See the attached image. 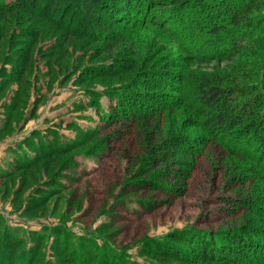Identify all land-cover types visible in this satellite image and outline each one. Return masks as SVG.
<instances>
[{
  "label": "rangeland",
  "instance_id": "obj_1",
  "mask_svg": "<svg viewBox=\"0 0 264 264\" xmlns=\"http://www.w3.org/2000/svg\"><path fill=\"white\" fill-rule=\"evenodd\" d=\"M104 1L123 21L104 33L102 26L87 31L92 38L68 36L26 11L0 14V264H18L26 253L31 257L22 264H88L86 258L98 264L103 256L115 264H204L205 246L238 250L236 258L247 252L264 257V158L256 161V145L248 149L242 140L234 154L224 152L185 111L179 93L190 82L182 81L185 75H233L234 81L252 70L248 66L260 65L254 56L264 55V0H251L254 26L242 29L241 37L218 35L222 43L209 47V63L170 44L180 62L139 77L131 90L121 88L125 74L117 72L134 51L119 52L113 40L152 44L163 53L170 47L162 29L170 26L146 25L164 11L142 0L128 9L122 0ZM206 16L185 13L178 26H211L220 19ZM179 38L191 52V38ZM262 70L256 81L241 78L239 87L258 82L264 90ZM92 91L101 95L99 107ZM119 93L127 95L123 108L131 116L168 107L158 152L139 147L134 122L107 115L115 113ZM79 141L83 150L68 147ZM63 148L69 150L58 156ZM215 257L209 264H239Z\"/></svg>",
  "mask_w": 264,
  "mask_h": 264
},
{
  "label": "trees",
  "instance_id": "obj_2",
  "mask_svg": "<svg viewBox=\"0 0 264 264\" xmlns=\"http://www.w3.org/2000/svg\"><path fill=\"white\" fill-rule=\"evenodd\" d=\"M6 1L7 0H0V14L11 15L16 12L26 11L28 15H33L39 19L52 22L57 29L65 31L68 36H76L77 33L87 36V31H98L99 26L104 27L100 32L104 33L111 29L114 23H122L120 21H123V17L119 16L121 12L116 9L115 13L112 14L110 11L112 6L109 4V1L104 0H14L8 3H6ZM138 1L140 0H122V4L123 7L128 9L129 6L131 7L132 3L135 5L136 3L139 4L140 2ZM141 2H144L146 7H157L164 11L158 16L156 14V17L151 16L152 20L149 22L146 21L147 24H141H146L148 26H164V24H166L170 26V28L164 26L162 30L168 39L171 37L170 40L172 43L169 42L168 39L166 40L164 36L165 45L170 48L162 53L160 49L154 48L152 44L135 42L130 45L127 40L118 41V39H114L112 43L116 45L119 52L122 47H126V49L129 47L134 51L133 56H131L132 60H125L121 63L120 67H118L119 72L117 73L119 74L121 72V74H125V83H127L121 87L122 89L131 90V88H129L131 85L130 83L137 81L139 77L157 76L160 70H167L171 65L176 64L178 61L180 62L181 57L177 58L174 56L175 51L173 47H177L178 50L191 55L190 58H192L193 61H204L209 63L214 59V55L208 50L209 47L214 46L217 42L222 43L216 40L219 34L224 32H226L227 35L237 33L238 36L241 37L239 33L242 29L248 28V25L251 27L254 26V24L251 23L254 14L251 0H142ZM189 5L192 6V9L188 8ZM166 8H169L168 12H165ZM143 9L140 11L144 12ZM185 13L192 16H195L197 13H204L205 16L207 13L211 14L210 17L206 16V18H208V20H213L216 17L220 18L222 26L218 24L220 19H216L212 22L211 26L203 24H194L193 27L187 28H184L183 24L178 26L179 19L183 18ZM101 17L104 18L103 25L100 23ZM65 18H68V20L70 19L71 22L64 23ZM157 19L158 21H156ZM74 24H77V26L72 29L71 27H73ZM115 26L117 25L115 24ZM256 26L258 27V25ZM259 27L258 30H260ZM262 29H264L263 26H261V30ZM179 35H186L191 38L190 41L193 47L191 52L180 42ZM89 36L92 38L90 34H88L87 37ZM105 39H108V37ZM229 43L231 47L233 44L235 45L231 39ZM170 44H173V47ZM232 48L235 52L237 51V47L233 46ZM223 54L225 55L226 53ZM254 57L258 58L256 61H260V65L254 64L253 66H248L249 69H252L250 72H239L238 75L235 76L237 78L234 80L238 85H235L233 75L224 79L222 75H216V78H212L207 74H201L199 77L188 74L183 76L182 81L184 82L186 78H190V82H184V86L182 90H179V93L181 96L183 95L181 104L182 107H185V111L190 113L191 117H194V119L196 118L198 121L201 120L200 125L202 128L210 133L211 137L214 138L213 140L221 145L224 152L234 154V144L240 145L239 141L242 140L241 142H244L243 144H245L248 149L253 148L251 145H256L257 150L255 153L257 156L253 158L256 161H261L264 158V90L261 86L255 85L258 82L253 83L250 87L244 88V90L239 87V80L241 78L255 80V78L260 76V70L264 69V55H255ZM239 65L241 64H238V66ZM108 66L109 65L106 67ZM243 68L242 66V69ZM162 74L166 73L162 72ZM262 77L264 79L263 70ZM245 89L253 91L246 94L244 92L246 91ZM90 95L93 97L92 99L95 100L92 103L97 106V101H99L98 99L101 98V95L94 91H92ZM117 95L116 107L113 109L115 113L107 115L122 120L128 118L127 120L134 122L132 123L133 127L140 136L138 140L139 147H143L144 150L148 152L153 151V154L158 152L156 147L162 143L161 138L168 129L167 119L164 114V110L168 107H163V110L160 109V111H154L148 114L142 113L143 111L141 110L142 112H134V116H131L128 112L129 110L126 112L123 108V102L125 98L127 99V95L122 93ZM133 105V107H135L137 104ZM97 107H99V105ZM138 108L139 107H136L134 111ZM136 116L139 117L135 120L134 118ZM250 116L254 117V119L248 121L252 118ZM216 133H220L222 136L217 139ZM97 138L98 131H95L93 136L88 138V141L93 144L96 143ZM84 145L82 141H79L75 144L68 145V147L72 150H83ZM230 147L232 149H229ZM67 150L69 149L63 148L62 151H59L60 153L58 156L66 155ZM176 150L179 151L178 149ZM181 151V153L187 154L184 150ZM160 152L164 153L162 149ZM151 159H154V157ZM139 162H144V160L141 159ZM153 247L155 248V246ZM206 249L207 246H205L202 254L204 264L217 262L215 256L225 263L230 259H236L235 262L239 264H246V262L251 264H264V257L257 258L256 254L250 252H247L248 254L244 253L239 255L238 258H236L238 250L235 249L226 250L227 248H224L222 251V249H218V247H211L207 250L208 252L211 250L212 255H209ZM26 257L30 258L31 256L26 253L25 256L22 257L23 261ZM22 258L19 259L18 264L23 263ZM86 259V261L89 262L88 264H92L93 260L90 258ZM184 260L189 261V259L185 257ZM124 262L125 260H119V264H126ZM34 263L35 261L32 259L28 264ZM98 264H115V261L110 259V256H103L100 257ZM129 264L138 263L133 261Z\"/></svg>",
  "mask_w": 264,
  "mask_h": 264
}]
</instances>
